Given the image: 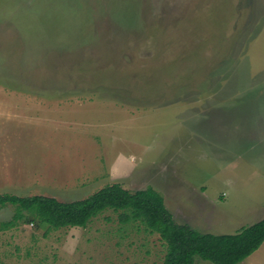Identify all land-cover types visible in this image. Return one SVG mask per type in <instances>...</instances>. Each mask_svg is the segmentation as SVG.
I'll list each match as a JSON object with an SVG mask.
<instances>
[{
	"label": "rangeland",
	"instance_id": "rangeland-1",
	"mask_svg": "<svg viewBox=\"0 0 264 264\" xmlns=\"http://www.w3.org/2000/svg\"><path fill=\"white\" fill-rule=\"evenodd\" d=\"M114 182L152 186L200 232L264 218V0H0V194L76 201ZM15 213L0 208V264L167 253L122 211L4 227ZM237 264H264V243Z\"/></svg>",
	"mask_w": 264,
	"mask_h": 264
},
{
	"label": "trees",
	"instance_id": "trees-1",
	"mask_svg": "<svg viewBox=\"0 0 264 264\" xmlns=\"http://www.w3.org/2000/svg\"><path fill=\"white\" fill-rule=\"evenodd\" d=\"M12 204L16 213L4 227L21 221L48 225L49 229L86 227L108 209L122 211V221L141 220L167 244L163 264H193L195 256L214 264H237L264 243V218L232 234L200 232L175 221L164 197L152 186L131 191L119 182L108 184L76 201H60L46 195L0 194V208Z\"/></svg>",
	"mask_w": 264,
	"mask_h": 264
},
{
	"label": "crops",
	"instance_id": "crops-1",
	"mask_svg": "<svg viewBox=\"0 0 264 264\" xmlns=\"http://www.w3.org/2000/svg\"><path fill=\"white\" fill-rule=\"evenodd\" d=\"M131 161H133L132 159H131ZM261 247V246H260ZM257 251V250H256ZM249 257V256H248Z\"/></svg>",
	"mask_w": 264,
	"mask_h": 264
}]
</instances>
